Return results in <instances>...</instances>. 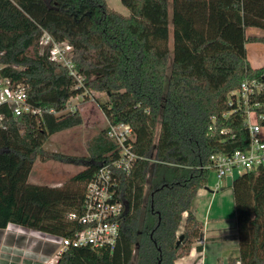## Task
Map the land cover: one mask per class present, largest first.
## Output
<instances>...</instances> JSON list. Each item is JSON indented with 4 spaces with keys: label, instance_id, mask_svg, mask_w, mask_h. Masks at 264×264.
<instances>
[{
    "label": "trees",
    "instance_id": "trees-1",
    "mask_svg": "<svg viewBox=\"0 0 264 264\" xmlns=\"http://www.w3.org/2000/svg\"><path fill=\"white\" fill-rule=\"evenodd\" d=\"M121 2L129 16L106 0H0V75L27 85L29 105L43 112L16 120L0 107V230L12 224L70 240L82 231L69 216L83 213L87 184L119 154L108 127L65 184L29 182L50 137L82 125L70 100L105 94L99 105L109 124H129L136 135L140 160L117 189L125 207L115 249L70 246L56 264H176L189 256L203 236L193 204L207 186L211 156L251 143L247 108L236 96L243 82L264 81V66L253 68L246 48L264 41L246 35L249 27L264 31V0ZM45 33L72 47L81 82L51 61L52 45L40 46ZM249 109L264 127V91L251 95ZM231 189L239 246L233 262L264 264V168L237 177Z\"/></svg>",
    "mask_w": 264,
    "mask_h": 264
},
{
    "label": "built area",
    "instance_id": "built-area-1",
    "mask_svg": "<svg viewBox=\"0 0 264 264\" xmlns=\"http://www.w3.org/2000/svg\"><path fill=\"white\" fill-rule=\"evenodd\" d=\"M52 45L50 50L51 61L66 67L70 76L82 81L77 73L72 59L67 56L72 52V47L67 44L57 43L48 34L45 33L41 39L40 46L46 47ZM4 55L0 52V58ZM0 64V71L2 70ZM264 91V81L259 82L245 81L237 93V104L246 107L247 121L255 111L249 109L250 97L255 92ZM7 106L16 120L23 118L27 114L42 115L41 110L34 109L28 103L27 85L15 83L11 78L0 75V107ZM47 112L53 113V110ZM76 112V111H72ZM227 115H224L226 117ZM251 125L250 135L251 143L246 151H235L230 155L217 154L212 155L210 159V171H214L217 177V184L214 190L222 188L221 182L228 177H240L244 173L256 171L264 168V136H262V127L258 122ZM3 119L0 115V120ZM217 133L215 124L210 127L209 135L214 136ZM221 134H227L228 130L223 129ZM108 136L118 146V157L110 163L100 165L94 178L87 184L86 199L84 211L80 215L71 214L70 220L78 221L83 229L76 234L74 239H66L57 236L48 235L34 229H25L16 225H9V228L17 229L21 234L27 230V241L31 245L38 243H50L57 247L56 256L50 262L44 264H56L60 256L70 247L88 246L94 250H114L120 237L122 226L121 219L124 215V205L117 199V189L119 186L120 175H130L140 160L134 152V143L136 135L133 129L125 124H108ZM30 252V251H29ZM236 264H241L237 262Z\"/></svg>",
    "mask_w": 264,
    "mask_h": 264
},
{
    "label": "rangeland",
    "instance_id": "rangeland-1",
    "mask_svg": "<svg viewBox=\"0 0 264 264\" xmlns=\"http://www.w3.org/2000/svg\"><path fill=\"white\" fill-rule=\"evenodd\" d=\"M106 1L109 3V7L115 12L123 16H129L130 13L122 4L121 0ZM246 35L249 38L264 37V31L259 28L249 27L246 30ZM246 48L247 58H249L248 60L251 66L253 68L264 66V41H250L247 43ZM67 56L71 59L73 55L68 52ZM107 100L108 98L105 94L92 91H87L84 96H78L70 100L68 103L69 110L77 111L81 116L83 123L79 127L57 133L50 137L45 145L46 154L43 157L38 156L36 158L35 167L29 178V182L42 186L49 185L60 187L85 168L87 164L86 159L90 155L89 147L91 142L102 131H105L109 124V121H107L106 116L99 105V101L104 103ZM255 122V114H251L248 123L253 125ZM262 132L263 136L264 127H262ZM54 154L76 158L77 162L73 164L62 162L59 158H52ZM216 184V173L211 171L207 186L202 189V193L206 194L207 197H199L200 195L196 197L197 200H201L200 205H198L200 208V220L204 224L206 208L212 204L211 208L213 207V210L208 216V219L218 222V229H225V231H229L227 232L228 234L235 235L237 232L235 229L237 218L231 186L228 185L225 187V184L227 183L222 181L221 185L222 187L224 186V188L214 190ZM213 192L215 194H213ZM196 202L197 201L195 200L193 208L195 207ZM184 223L182 229H180L179 235L184 230ZM2 235L6 236L5 241L3 240V237L0 238V253H4L1 254L4 255L1 259L2 264H27V251H37L44 255L51 252L49 247H42L41 242L36 245L28 244L27 230L25 234H21L15 228H7L5 232H0V236ZM233 245L234 249L238 247L236 246V243ZM52 248L57 251L55 247ZM229 254H231V256H236L237 253ZM236 258L237 257L231 258V264H234L233 261Z\"/></svg>",
    "mask_w": 264,
    "mask_h": 264
},
{
    "label": "crops",
    "instance_id": "crops-1",
    "mask_svg": "<svg viewBox=\"0 0 264 264\" xmlns=\"http://www.w3.org/2000/svg\"><path fill=\"white\" fill-rule=\"evenodd\" d=\"M258 38H263V37H258ZM257 68H261V67H257ZM236 178L237 177H228L226 180H224L227 183L225 184V187H227L228 185L231 186L234 179ZM228 180H231V181H228ZM222 188H224V186ZM202 192H203L202 189L199 190L197 196L200 195L199 197H207V195ZM213 194L215 193L213 192ZM195 200L197 202L195 203V207L193 211L198 221L201 224H203L202 221L200 220V208L198 206L200 205L201 200H197V199ZM211 206L212 204H210L206 208V214H205L206 217L204 216L202 238L198 241V243L195 246H193V249L189 257L180 259L179 261L176 262V264H230L231 258L238 256L239 246H238V241L236 239L237 232L235 235H232V234H228L227 232L229 231L227 230L225 231V229H221V228L218 229V226H217L218 222L208 219V216L211 214L213 210V207L211 208ZM186 217H187V214L184 215L183 223L185 222ZM5 230H0V232H5ZM1 237H3V240L5 241L6 236L2 235L0 236V238ZM27 243L29 244L28 241ZM234 243H236V246H238L235 249L233 245ZM41 246L44 248L49 247L51 249V252L44 255L43 253L40 254L37 251H30V252L27 251V262H28L27 264H44L46 261L50 262L52 259H54V256H56L55 254L57 251L52 247H55L56 249L57 247L50 243H41ZM198 246L202 247V252H199L197 250ZM229 253H237V254L236 256L235 255L231 256V254ZM1 254H4V253H0V264H2L1 259H2V256H4Z\"/></svg>",
    "mask_w": 264,
    "mask_h": 264
},
{
    "label": "water",
    "instance_id": "water-1",
    "mask_svg": "<svg viewBox=\"0 0 264 264\" xmlns=\"http://www.w3.org/2000/svg\"><path fill=\"white\" fill-rule=\"evenodd\" d=\"M182 240H183V237H181L177 243L180 244Z\"/></svg>",
    "mask_w": 264,
    "mask_h": 264
},
{
    "label": "flooded vegetation",
    "instance_id": "flooded-vegetation-1",
    "mask_svg": "<svg viewBox=\"0 0 264 264\" xmlns=\"http://www.w3.org/2000/svg\"><path fill=\"white\" fill-rule=\"evenodd\" d=\"M230 263H231V261H230Z\"/></svg>",
    "mask_w": 264,
    "mask_h": 264
}]
</instances>
